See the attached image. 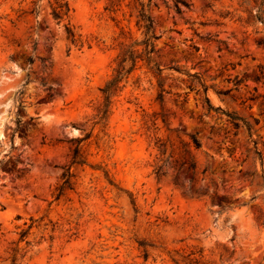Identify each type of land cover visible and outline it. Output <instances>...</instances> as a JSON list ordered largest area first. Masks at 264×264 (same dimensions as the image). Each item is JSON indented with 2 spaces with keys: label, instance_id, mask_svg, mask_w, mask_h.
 <instances>
[{
  "label": "rangeland",
  "instance_id": "rangeland-1",
  "mask_svg": "<svg viewBox=\"0 0 264 264\" xmlns=\"http://www.w3.org/2000/svg\"><path fill=\"white\" fill-rule=\"evenodd\" d=\"M61 1L0 0V264H264V0ZM142 7L152 63L101 120Z\"/></svg>",
  "mask_w": 264,
  "mask_h": 264
},
{
  "label": "trees",
  "instance_id": "trees-1",
  "mask_svg": "<svg viewBox=\"0 0 264 264\" xmlns=\"http://www.w3.org/2000/svg\"><path fill=\"white\" fill-rule=\"evenodd\" d=\"M111 3H112V7L117 4L115 0H111ZM183 5L189 8L191 3L188 0H175V7L179 13L182 12ZM70 10H71V6L69 1L65 0L59 2L56 6H54L52 13L54 18L61 21L65 16L69 15ZM257 17L264 23V19L261 15L258 14ZM138 23L140 26L144 27L145 37L141 41H134L131 44H126L122 48V51L119 53L118 65L115 68V72L113 73V76L101 88V91L103 93V101L98 106V114L100 115L101 120L102 119L108 120L111 114V107L114 102V97L123 90V88L125 87L123 81L126 78H128L131 72L136 68L137 63L140 60H145L147 61L148 64L152 63V54L156 51L155 39L158 36L154 33L153 16L149 14L144 7L140 9ZM66 30L68 36L74 42H77L78 40L77 34L69 24L66 25ZM257 41L259 44H264V36L258 38ZM139 45H141L142 47L140 48ZM153 67H155L158 72L162 71L160 65H158L157 63ZM190 74L196 76L199 79L200 83L204 86V90L206 92L205 99L208 103V108L210 110L221 109L220 107L213 106V104L211 103V100L207 95L208 86L202 82V78L195 73H190ZM160 98L163 99L162 94H160ZM223 113H226L229 116V119H231V122H233L234 125H236V127L240 128L241 126H244L250 134L253 133V124L249 120H246L244 117L236 113L231 114L230 112H225L224 110ZM159 141H161V139H158L157 143ZM194 141L196 147L201 146V143L197 138H194ZM162 153L165 154L166 149H164ZM73 162H77L81 164L85 163V160L83 159L82 148L80 145H77L74 150ZM196 168H197V164L192 162L191 169H193V172H195ZM156 172L158 174H161L163 172L162 164H158L156 166ZM73 176L74 174L72 173V171L70 169H66L63 173V178L65 179L64 184L70 186L72 183L71 179ZM63 186L64 185L60 186L61 190L64 189Z\"/></svg>",
  "mask_w": 264,
  "mask_h": 264
}]
</instances>
